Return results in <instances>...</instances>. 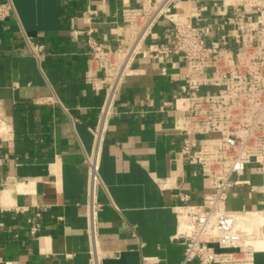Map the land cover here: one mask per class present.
I'll return each instance as SVG.
<instances>
[{
	"label": "crops",
	"instance_id": "crops-1",
	"mask_svg": "<svg viewBox=\"0 0 264 264\" xmlns=\"http://www.w3.org/2000/svg\"><path fill=\"white\" fill-rule=\"evenodd\" d=\"M237 0H188L182 20L200 5L216 32L219 12ZM0 255L4 264H183L174 208L201 204L211 189L198 167L184 162L178 114L164 109L180 95L182 58L141 55L118 95L100 149L96 245L89 235L88 157L105 93L86 83L91 31L116 46L129 36L122 11L139 0H0ZM223 11V10H222ZM162 21L144 50L170 41ZM33 45L43 46L35 54ZM175 74L178 78L175 79ZM199 139L205 138L199 136ZM197 173V176L194 175ZM256 186L261 177L248 170ZM264 208L261 194L235 188L230 211ZM32 224L38 232L32 234ZM259 230V229H258ZM256 243L264 241L257 231ZM190 264H197L192 262ZM252 264H264L255 246Z\"/></svg>",
	"mask_w": 264,
	"mask_h": 264
},
{
	"label": "built area",
	"instance_id": "built-area-1",
	"mask_svg": "<svg viewBox=\"0 0 264 264\" xmlns=\"http://www.w3.org/2000/svg\"><path fill=\"white\" fill-rule=\"evenodd\" d=\"M139 1V6L122 11L129 30L123 42L110 46L99 42L91 31L85 33V81L105 93L97 124L91 129L94 147L87 159L92 243L102 210L97 202L100 149L122 84L141 55L180 57L184 63L181 92L164 109L178 114L174 128L184 137L181 159L198 167L211 189L201 204H191L185 196L183 204L174 208L175 240L184 247L183 264H252L256 233L260 229L264 233V208L230 211L227 200L240 187L264 199V0H237L234 10L223 8L216 32L206 24L204 5L182 20L178 10L188 0ZM11 10L10 4L0 5V20ZM162 21L171 25L170 41L145 51L148 38ZM29 46L35 54L43 51V46ZM248 170L261 177L259 187L247 178ZM38 230L32 224V234ZM94 255V264H100L96 247ZM0 264H4L1 255Z\"/></svg>",
	"mask_w": 264,
	"mask_h": 264
},
{
	"label": "bare ground",
	"instance_id": "bare-ground-1",
	"mask_svg": "<svg viewBox=\"0 0 264 264\" xmlns=\"http://www.w3.org/2000/svg\"><path fill=\"white\" fill-rule=\"evenodd\" d=\"M255 246H256L257 249H259V248L260 249H262V248L264 249V241H260V242L256 243Z\"/></svg>",
	"mask_w": 264,
	"mask_h": 264
},
{
	"label": "rangeland",
	"instance_id": "rangeland-1",
	"mask_svg": "<svg viewBox=\"0 0 264 264\" xmlns=\"http://www.w3.org/2000/svg\"><path fill=\"white\" fill-rule=\"evenodd\" d=\"M258 248H259V247H258ZM259 250H264V249H263V248H262V249L259 248Z\"/></svg>",
	"mask_w": 264,
	"mask_h": 264
}]
</instances>
